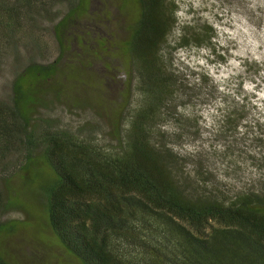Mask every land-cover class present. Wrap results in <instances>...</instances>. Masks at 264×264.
Segmentation results:
<instances>
[{"label": "trees", "instance_id": "16d2710c", "mask_svg": "<svg viewBox=\"0 0 264 264\" xmlns=\"http://www.w3.org/2000/svg\"><path fill=\"white\" fill-rule=\"evenodd\" d=\"M48 1L56 0H0V43ZM57 1L74 4L60 23L89 7ZM123 1L131 8L119 53L129 76L121 105L106 115L107 139L91 127L70 132L34 119L33 110L60 92L53 84L59 57L28 65L12 83L11 105L0 104V213L13 168L44 201L49 231L78 264H264V111L241 91L225 88L217 97L204 74L193 92L166 59L173 29L176 49L201 50L210 47L211 27H176L165 0ZM14 153L18 161L5 162ZM235 153L250 160L256 181L232 182L242 171ZM15 228L0 222V264H14L2 242Z\"/></svg>", "mask_w": 264, "mask_h": 264}, {"label": "rangeland", "instance_id": "374dc122", "mask_svg": "<svg viewBox=\"0 0 264 264\" xmlns=\"http://www.w3.org/2000/svg\"><path fill=\"white\" fill-rule=\"evenodd\" d=\"M87 1V12L65 23L60 22L74 4L44 2L45 9L32 15V23L24 25L10 42L0 43V104L11 105L12 83L28 65L51 64L59 57L53 84L60 92H53L41 107L33 110L34 119L46 120L54 128L70 132L91 127L97 138L106 140L111 132L107 116L121 105L129 76L128 67L122 64L119 44L127 38V13L131 6L127 10L121 8L123 0ZM165 1L174 11L176 27L196 29L207 25L213 31L209 49L198 50L176 49L178 34L172 30L163 54L173 63L183 85L195 92L198 83L194 80L204 74L209 79L205 82L207 89H213L217 97L225 88L234 94L241 91L255 96L258 108L264 111V0ZM99 42H104L102 47ZM186 98H178L175 104L180 105ZM228 100L232 101V97ZM134 101L133 97L126 103L131 112ZM238 155L234 154L235 163L242 171L233 176L232 182L242 186L256 181L258 175L249 168L250 160L242 153L237 159ZM18 159L14 153L5 162L14 164ZM12 169L5 176L8 181L1 186L6 208L0 213V222L16 226L2 242L7 258L14 264H78L49 231L44 201L35 197Z\"/></svg>", "mask_w": 264, "mask_h": 264}]
</instances>
